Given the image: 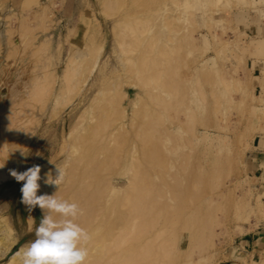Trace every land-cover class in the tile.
Wrapping results in <instances>:
<instances>
[{
    "label": "rangeland",
    "instance_id": "rangeland-1",
    "mask_svg": "<svg viewBox=\"0 0 264 264\" xmlns=\"http://www.w3.org/2000/svg\"><path fill=\"white\" fill-rule=\"evenodd\" d=\"M263 36L264 0H0V264L43 216L10 170L39 165L44 183L57 165L65 189L85 146L109 162L127 137L101 173L125 196L144 139L158 144L146 235L167 246L160 264H264V105L249 69Z\"/></svg>",
    "mask_w": 264,
    "mask_h": 264
},
{
    "label": "bare ground",
    "instance_id": "bare-ground-1",
    "mask_svg": "<svg viewBox=\"0 0 264 264\" xmlns=\"http://www.w3.org/2000/svg\"><path fill=\"white\" fill-rule=\"evenodd\" d=\"M131 30L133 32L138 31L135 28H131ZM138 37H139V35H138ZM136 38H134L133 40L131 39L128 42V44H130L131 47L133 46V48H135V49H137V47H138V44H137L138 42H137ZM136 44H137V46L135 47ZM126 47H127V44H126ZM131 49L129 46L128 50L130 51ZM134 57L135 56H133V58H132V56H131L130 59H128V60H131V64L133 66H135L136 68H138L141 64V61H143V60L140 59L141 60L140 61L138 57H137L138 60L136 57L134 59ZM97 65H98V60L94 64L95 69H96V67H98ZM94 71L95 70L93 69V72ZM93 72H92V75H93ZM150 73H149V75H150V77H152L153 74H150ZM92 75H91V77H92ZM141 76H143V74ZM147 76L145 75V79H144V76L141 78V80L142 79L144 80L143 81L144 83H148L151 80H153V78L150 79V77H148L150 79V81H149V79H147ZM167 82L170 83L171 79H170V82L169 81H167ZM167 82H166V84H167ZM85 84H86V82H84L83 85H85ZM174 84H175V82H174ZM174 84L171 83V85H173V87H174ZM145 121H148V119H146ZM149 129L151 131V127L147 128V131ZM140 130L141 131L143 130L145 132L144 129H140ZM150 131H148V132H150ZM88 137H90V136H88ZM125 139H126V137H125ZM129 140L131 141V139H129ZM129 140L127 137L126 142L128 143L127 144L128 148L127 147L125 148V146H123L126 143L123 140H121V143H124V144H122L120 146L116 145L115 146L116 150L114 148H112V150L113 149L114 150H113V153L111 152L112 150L110 151L111 154L108 153L109 151L107 152L110 156L113 154L112 157L114 158V160H112L113 158L108 157L110 159V161H112L111 162L112 164L109 163L110 161L108 162L106 160H105L106 163L101 162L102 160L98 161L97 160L98 155L94 154V153H93V155L90 154L91 151L87 148L89 145L85 146L84 148H86V150H89V151H86L83 148L81 150L82 152L80 151L79 156H77L78 159H80V162L83 163V166H84V167H82L83 170L79 169V168H81V167H79L80 165H82L81 163H79V165L78 164H72L70 167V170H69L70 172L67 175L68 188L64 189V188L60 187L59 191H58V189L55 187L58 191L56 193L58 198L65 199V200L68 199L70 202H75L82 209V214L78 217L77 222L82 227L87 229L92 236V239L90 240V242L87 245V247L89 249V256H88L87 264H145V263L146 264H153L154 261H156L155 260L156 257H159V258H157L159 260H158V262L156 261L157 263H154V264H158V263L160 264L159 261L162 258H164L168 253V251H166V250L162 251L163 249L162 250L160 249L161 246L160 247L158 246L161 251H159V249L157 247H156L157 249H155L152 247V245L149 246L148 244H151V242L149 243V240L151 238L146 235V234H148V232H150L152 230V229L150 230V228H153L152 227L153 224H155V219H154L153 215H155V217H157L159 214L158 212H157L158 214H153L154 209H152V208L154 206L152 207L151 205L154 202L152 204L150 202V200H152V196H153V193L151 190L152 186L150 184L152 181L151 179L154 176L153 175L152 178L150 179L151 174L153 173V172H151V168L154 169L153 168L154 165H161L162 163H164V162H162L160 154H158L159 153L158 144L157 143L153 144V143H151V140L144 139V141H146L145 144H143L144 146H143V150H142L143 154H144V160L140 161L141 163L136 161L135 159H134L135 161L132 160V162H133L132 164H133L134 169L132 167V170H133L132 175L128 176L129 184L126 187H124L125 188L124 192H126V195L125 196L123 195V197L121 196L122 199H120L121 197L119 199H117V197H116V194H117L116 189H115L116 184H114V180L112 179L111 176H110V178L107 177L110 174H108L106 176L107 173L105 175H103V173H101L104 170H107L109 168L111 169L110 165H112V167H114L115 165H118L119 160L121 158L120 154H122V153L126 154L127 152H130V150H132L133 147H131ZM86 141H89L88 138L86 139ZM149 141L151 144L149 143ZM1 142H3V140ZM129 144H130V146H129ZM89 148H90V146H89ZM1 149H2V147H1ZM80 153H82V154H80ZM80 155H81V158H80ZM1 157L2 156H0V159H1ZM7 160H9V159H7ZM3 161L4 162H2V159H1L0 164L1 163L2 164L3 163L8 164V162L6 160H3ZM113 164H115V165H113ZM162 166H163V164L161 165V168H162ZM43 181H44V179H43ZM41 183L42 182H40L41 187H40V190L38 191L39 192L38 195L45 194L46 191L49 190L48 188L53 187L51 185H47L48 186V188H47V186L44 185L45 183H42V184ZM152 185H153V183H152ZM49 186H51V187H49ZM152 188H154V187H152ZM153 192H154V190H153ZM69 197L72 198V200ZM113 197H114V199H113ZM154 197H157V195L156 196L154 195ZM103 208H105L104 211H103ZM108 208H110V210ZM156 225H157V223H156ZM153 238H154V236H153ZM142 239L145 241V243H144V241H142ZM160 244L162 245V243H160ZM165 244L167 245V243H165ZM165 244H163V245H165ZM154 246H156V245H154ZM148 247H151V248H148ZM164 247L165 246H163L161 248H164ZM166 248H167V246H166ZM166 248H164V249H166ZM152 254H153V256H152ZM156 254H157V256H156ZM151 257L152 258L154 257L153 263L150 260ZM145 260L148 261V263ZM142 261H144V262H142ZM164 262L165 261H163V262L161 261V263H164ZM6 264H19V262H17V259H16V253H14L13 255H11L8 258ZM164 264H166V263H164Z\"/></svg>",
    "mask_w": 264,
    "mask_h": 264
},
{
    "label": "clouds",
    "instance_id": "clouds-1",
    "mask_svg": "<svg viewBox=\"0 0 264 264\" xmlns=\"http://www.w3.org/2000/svg\"><path fill=\"white\" fill-rule=\"evenodd\" d=\"M56 170L55 176L51 172L45 174L44 183L59 189L64 182L65 171L57 165ZM40 173L39 165L23 172L10 170V175L17 182H23L21 202L29 212L37 206L43 212L39 225L34 229L35 239L16 253V259L19 264H87V245L92 236L77 222L82 209L75 202L58 198L57 191L52 195H38L42 179Z\"/></svg>",
    "mask_w": 264,
    "mask_h": 264
},
{
    "label": "crops",
    "instance_id": "crops-1",
    "mask_svg": "<svg viewBox=\"0 0 264 264\" xmlns=\"http://www.w3.org/2000/svg\"><path fill=\"white\" fill-rule=\"evenodd\" d=\"M251 43L255 46V49L251 51L257 55L249 58V69H251L255 79L256 92L259 97L258 107H261L264 105V36L253 38ZM256 151L257 157L264 154V136L259 139ZM257 160H259V158H257Z\"/></svg>",
    "mask_w": 264,
    "mask_h": 264
},
{
    "label": "water",
    "instance_id": "water-1",
    "mask_svg": "<svg viewBox=\"0 0 264 264\" xmlns=\"http://www.w3.org/2000/svg\"><path fill=\"white\" fill-rule=\"evenodd\" d=\"M23 242V241H22Z\"/></svg>",
    "mask_w": 264,
    "mask_h": 264
}]
</instances>
